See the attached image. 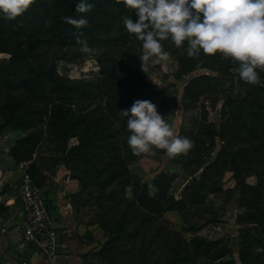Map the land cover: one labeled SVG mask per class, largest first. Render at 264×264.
<instances>
[{"label": "trees", "instance_id": "16d2710c", "mask_svg": "<svg viewBox=\"0 0 264 264\" xmlns=\"http://www.w3.org/2000/svg\"><path fill=\"white\" fill-rule=\"evenodd\" d=\"M79 2L35 0L31 10L16 20L0 18V54L8 56L0 58V132L24 133L10 149L16 164L29 163L27 173L42 188L45 176L38 151L44 144L54 147V166L72 172L80 195L94 197L99 220L115 219L105 251L121 257L128 253L126 245L139 241L144 245L134 264H264V252H256L257 247L264 248V87L243 81L239 63L222 59L220 53L209 56L201 50L198 57L189 58L175 46L176 81L203 69L218 76L191 77L182 92L185 110L197 112L192 129L180 134L193 147L171 160L193 177L191 184L177 200L171 194L176 177L163 172L154 180L152 192L129 170V163L144 154L134 155L130 149L127 118L120 110L136 100H150L161 114L178 104V95L170 87L153 85L141 70L142 42L121 21L122 16L136 21L134 10H127L122 0H88L92 10L78 13ZM64 17H83L88 26L77 29ZM78 35L96 50L84 53L97 62L92 80L60 75L52 55L55 49L62 53L59 59L67 61V53L81 50ZM257 71L264 80V71ZM225 85L229 88L223 98ZM220 102L217 122L212 113ZM227 173L233 175L237 206L243 210L236 219L237 261L224 260L231 250L220 242L187 241L160 222L169 212L187 221L209 195L223 192ZM188 228L195 231L190 224ZM149 247L163 252L150 259L142 253Z\"/></svg>", "mask_w": 264, "mask_h": 264}, {"label": "clouds", "instance_id": "9594fccd", "mask_svg": "<svg viewBox=\"0 0 264 264\" xmlns=\"http://www.w3.org/2000/svg\"><path fill=\"white\" fill-rule=\"evenodd\" d=\"M120 3L121 0H116ZM124 7L135 12L134 21L122 16L126 31L142 42L141 70L151 75L150 60L156 57L168 60L161 41L174 43L180 54L187 52L196 58L204 54L239 63L240 78L254 86L264 87L257 71H264V0H122ZM35 0H0V18L14 21L31 10ZM93 4L80 0L76 12L88 13ZM66 23L77 29L88 26L81 17H64ZM77 43L85 54H94L87 40L77 36ZM155 83V82H154ZM127 118L130 133L127 143L134 155L148 153L153 147L166 150L170 158L187 155L193 147L186 137L177 136L172 127L159 114L150 100H136L129 109L120 110ZM257 253L264 248L257 247Z\"/></svg>", "mask_w": 264, "mask_h": 264}, {"label": "rangeland", "instance_id": "374dc122", "mask_svg": "<svg viewBox=\"0 0 264 264\" xmlns=\"http://www.w3.org/2000/svg\"><path fill=\"white\" fill-rule=\"evenodd\" d=\"M163 50L168 53V60L161 61L156 57L151 58L152 65L150 66V73L154 78V82L147 75L149 81L156 87H170V92L178 95V104L170 109L161 113L165 121L172 127L175 134L180 136L182 132H189L192 129V120L196 118V111L185 110L182 104V92L185 83L197 75L211 74L217 77L218 73L210 70H199L192 75L185 77L180 81H176L172 73L176 70V63L174 59L175 45L171 38L161 41ZM55 52V53H54ZM0 58H8L5 54H0ZM53 58L56 61L58 73L62 76L75 79V80H92L94 74L98 69L96 60L92 59L90 55H85L81 50L75 49L67 53V61L60 60L62 53L57 50L52 52ZM236 71V70H234ZM228 85L222 88V96L226 97L228 93ZM223 102H220L212 113L213 119L219 122V112ZM216 151V150H215ZM38 165L44 171L43 188H48L49 192L54 195L63 197V193H59L64 186L63 182L67 181V191L64 195L67 198V203L72 204L74 213L73 225H76V231L81 229L82 235L79 239V251L85 256L84 264H134L138 255V249L144 247L139 241L126 245L124 248L128 249V253L121 257H117L113 252L105 251L106 244L111 239V227L115 219L99 220V209L95 205L92 197H88L86 193L81 194V186L79 183L72 179V172L66 167H56L53 160L57 158L54 152V147L50 144H44L38 151ZM129 170L131 174L141 183H148L151 191L155 192L154 180L159 174L169 172L174 174L176 181L171 189V194L179 200L186 186L190 185L193 177L189 175L180 165L175 164L170 157L166 155V150L152 148L148 153H144V158L129 163ZM202 171V170H201ZM201 172L197 174L200 175ZM249 183H255L254 179H250ZM236 182L233 179L232 173H227L223 181V192L216 195H209L207 202L197 212H191L187 221L181 219L180 214L177 212L167 213L160 222L169 228V230L178 232L187 241L194 238L217 241L221 245L230 248L231 254L224 260L238 259L239 247L238 238L239 231L236 225L238 215L243 213V210L237 206V193H234ZM79 194V195H78ZM78 195V196H76ZM131 199V195L127 196ZM88 199L90 202H88ZM85 201L86 203L85 205ZM52 208L49 203L48 210ZM118 216H116L117 218ZM103 224L108 225L105 229ZM188 224L195 228L191 231ZM68 228V225H67ZM104 250V252H102ZM143 249L144 254L148 258H155L163 251L154 247H149L146 251ZM103 254L105 257H99ZM236 264H240L238 261Z\"/></svg>", "mask_w": 264, "mask_h": 264}, {"label": "crops", "instance_id": "0c3cea01", "mask_svg": "<svg viewBox=\"0 0 264 264\" xmlns=\"http://www.w3.org/2000/svg\"><path fill=\"white\" fill-rule=\"evenodd\" d=\"M23 136L20 131L0 132V264H84L85 256L78 249L82 231H76V225L72 224L74 209L64 196L67 181L59 191L63 197L42 187L47 206L49 203L52 206L49 213L58 233L57 263L44 256L35 245H22L24 213L19 193L22 169L10 155V149Z\"/></svg>", "mask_w": 264, "mask_h": 264}, {"label": "built area", "instance_id": "2783aa9c", "mask_svg": "<svg viewBox=\"0 0 264 264\" xmlns=\"http://www.w3.org/2000/svg\"><path fill=\"white\" fill-rule=\"evenodd\" d=\"M29 163H22L19 185L24 220L21 227L23 246L35 245L53 263H57L58 233L50 216L45 194L27 173Z\"/></svg>", "mask_w": 264, "mask_h": 264}, {"label": "water", "instance_id": "95a60500", "mask_svg": "<svg viewBox=\"0 0 264 264\" xmlns=\"http://www.w3.org/2000/svg\"><path fill=\"white\" fill-rule=\"evenodd\" d=\"M203 172V170L201 171V173Z\"/></svg>", "mask_w": 264, "mask_h": 264}]
</instances>
